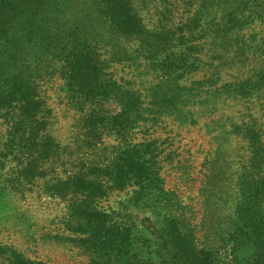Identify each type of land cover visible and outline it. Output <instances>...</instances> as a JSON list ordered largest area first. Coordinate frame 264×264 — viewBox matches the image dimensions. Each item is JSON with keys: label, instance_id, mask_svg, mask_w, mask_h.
<instances>
[{"label": "trees", "instance_id": "trees-1", "mask_svg": "<svg viewBox=\"0 0 264 264\" xmlns=\"http://www.w3.org/2000/svg\"><path fill=\"white\" fill-rule=\"evenodd\" d=\"M92 6L93 11L108 19L109 27L120 37L135 40L134 49L112 60L131 66L139 76L147 68L152 70L158 80L145 87L152 100L145 105L137 89H122L109 75L106 70L109 61L101 59L99 52L80 34L81 21L60 27L59 1L54 6L47 0H0V116L9 124L6 150L1 153H13L17 180L42 177L41 164L63 153L61 142L49 131L47 104L35 82L49 60L60 63L61 78L78 102L94 103L115 94L120 97L118 112L105 115L96 111L80 118L83 128L80 132L88 139L89 147L112 134L124 139L130 129L148 121L157 124L166 114L181 125L199 124L198 120L203 117L199 119L195 105H204L200 110L207 116L214 113L222 97L224 102L227 97L247 99L253 90L264 87V35L248 31L253 24L264 22V0H200L190 18V26L177 32L178 35L170 31L149 32L133 11L130 0H94ZM47 37L55 40L53 50L46 51L50 57L32 65L28 47L37 40L47 41ZM159 41L170 42L169 46L174 49L163 46L161 51L155 50L154 45L158 46ZM236 66L245 67L247 72H235L230 79L222 78L223 71ZM196 71H201L200 78L193 77L187 84L180 81ZM213 119L210 117V121ZM253 123H247L246 136L249 144L254 145L251 160L254 163L258 157L257 168L263 173L256 176L252 167L242 166L240 193L237 191L235 195V219L225 244L231 247L230 257L228 254L219 257L209 247H197L192 231L183 230L176 217H163L160 227L156 228L162 260L159 263L141 261L133 251L131 229L96 206L110 191L131 187L128 202L138 208L155 210L170 198L176 199L177 206L185 207L177 191L165 188L160 173L163 158L174 151H166V139L153 136L122 141L112 158L81 161L84 172L54 176L57 180L50 188L52 194L82 196L68 204L69 218L66 217L65 225L81 235L78 241L91 253V264H255L261 254L264 257V127L256 128ZM208 125L209 121L205 123ZM4 165L0 157V168ZM249 245L252 255L241 263L244 258L238 259L234 251H243ZM9 246H0V255L9 264H48L30 260Z\"/></svg>", "mask_w": 264, "mask_h": 264}, {"label": "rangeland", "instance_id": "rangeland-1", "mask_svg": "<svg viewBox=\"0 0 264 264\" xmlns=\"http://www.w3.org/2000/svg\"><path fill=\"white\" fill-rule=\"evenodd\" d=\"M47 1L54 6L55 1H59L61 11L57 22L60 27L66 28L71 22L81 21L80 34L99 52L101 59L109 61L106 69L109 75L116 79L122 89H137L145 100L144 104L149 105L147 101L152 100V95L145 87L158 80L152 70L144 68L143 77L136 75L131 66L112 60L122 56L125 51L134 49L135 40L120 37L112 30L108 19L93 11L94 0ZM130 3L149 32L170 31L178 35L177 32L190 26V18L200 0H130ZM81 16L82 20H79ZM252 26L253 28L248 29L249 32L264 35V22H257ZM70 29L73 30V27L70 26ZM54 41L47 37L45 42H31L28 50L31 51L29 61H33L32 65L50 57L46 51L53 48ZM169 45L170 42L163 44L159 41L154 49L161 51L163 46L167 50L174 49ZM48 62L40 71H33L32 75L38 71L40 73L35 82H38L47 104L45 114L50 117L49 131L61 142L63 153L59 158L41 164L44 171L42 177L17 180L13 171V153H1V150H6L9 124L0 116V157L6 164L0 168V246L9 244V247L23 253L26 258L48 264H91V253L78 241L81 235L65 225L69 218L68 204L82 196L52 194L50 188L57 180L54 176L64 177L73 171L84 172L81 161L112 158L115 148L122 141L157 136L160 140L166 139V151L174 150L162 161L160 173L165 180L164 186L177 191L183 198L182 204L185 207L177 206L174 202L176 199L173 201L169 197L165 205L160 204L155 210L138 208L128 202L132 195L131 187L110 191L96 206L110 213L117 223L131 229L133 251L136 256L141 257V261L159 263L162 260L156 228L160 227L163 217H176L183 230L192 231L193 243L197 247H209L219 257L225 256L224 254L230 257L231 247L229 249L225 244L229 227L235 219V195L239 192L242 166L247 164L252 167L256 176L263 173L257 168L258 157L254 163L251 160L254 145L249 144L246 132L249 129L247 123L254 121L256 128L264 127V87L253 90L247 99L227 97L224 102L222 97L214 113L206 114L207 116L204 115V110H200L205 108L204 105H195V110H199V119L203 117L197 119L199 124L186 122L181 125L166 114L157 124L148 121L130 129L124 139L112 134L89 147L88 139L80 132L83 131L80 118L96 111L105 115L118 112L120 97L115 94L98 102L80 103L76 97L71 96L61 78L60 63L56 60ZM150 66L152 67L151 63ZM243 71L247 72L245 67L236 66L230 71H223L222 78L230 79L235 72ZM193 77L200 78L201 71L185 75L180 81L187 84ZM210 117L214 119L210 121ZM208 121L209 125L205 126ZM229 243L232 244V240L229 239ZM234 253L239 255L238 259L244 258L241 263H245L252 255V247L249 245L243 251L235 250ZM148 257L151 258L147 259ZM262 258L261 254L257 261L253 260L256 261L255 264H264ZM0 264H9L4 255H0Z\"/></svg>", "mask_w": 264, "mask_h": 264}]
</instances>
